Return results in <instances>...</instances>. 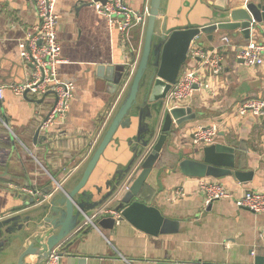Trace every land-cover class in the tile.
<instances>
[{
    "label": "crops",
    "instance_id": "0c3cea01",
    "mask_svg": "<svg viewBox=\"0 0 264 264\" xmlns=\"http://www.w3.org/2000/svg\"><path fill=\"white\" fill-rule=\"evenodd\" d=\"M249 2L264 5V0H161L162 15L157 29L164 28L170 33L175 29L225 21L222 17L226 12L244 9ZM127 3L145 12L147 18L150 0H127ZM224 9L227 11H221ZM54 11L58 16L60 57L64 60L57 65V75L61 80L70 81L74 89L64 123L51 127L43 135L38 125L54 102L53 94L36 99L31 95L17 96L8 88L10 84L23 82L30 74V65L24 66L19 57L18 41L37 23L34 0H0V218L19 215L21 209L32 207H18L24 194L31 196L24 193L23 188L38 190L41 195L35 202H40L47 194L75 184L132 75H128L122 87H115L116 67L122 64L125 50L117 31L111 30L106 19L96 13L92 0H56ZM144 31L145 26L130 31L131 44L138 53L135 67L140 59ZM263 31L264 21L258 29L251 28L249 39L240 30L234 31L235 36L233 31L216 30L211 39L201 34L190 45L205 51L218 49L220 72L210 81V70L204 69V78L210 82V87L195 92L188 102L181 103L192 106L193 111L200 114L175 129L173 150L178 154L174 153L169 159L173 161L170 164L162 165L157 161L142 190V196L163 215L179 221L178 232L151 236L125 220L114 224L112 229L87 224L66 238L63 250L66 246L67 252L87 256L86 264L174 261L252 264L254 256L264 255V212L254 213L238 207L232 199L205 204L196 190L197 177L182 175L176 165L179 149L184 146L189 149L186 137H190L191 131L199 125L218 123L219 139L215 143L233 147L239 169L252 170L253 176L245 183L232 176L216 180L234 197L249 189L264 191V114L259 117L234 114L244 99H264V67H246L235 54V49L248 40L262 39ZM223 36L229 37L230 45L219 48ZM187 59L181 72L199 66L198 60ZM100 65L115 66L113 82L105 79V73V77L98 75ZM160 125L161 122L156 135ZM121 132L119 129L118 137ZM116 144L113 143L111 155L109 150L100 158L91 181L105 171L111 173L117 164L127 160L117 153ZM122 149L123 154L125 145ZM111 161L116 164L111 165ZM178 186L184 188L185 195L172 197L171 190ZM62 264H69L64 257Z\"/></svg>",
    "mask_w": 264,
    "mask_h": 264
},
{
    "label": "water",
    "instance_id": "95a60500",
    "mask_svg": "<svg viewBox=\"0 0 264 264\" xmlns=\"http://www.w3.org/2000/svg\"><path fill=\"white\" fill-rule=\"evenodd\" d=\"M161 13V0H150L139 62L79 179L68 189L62 188L47 194L40 202H35L38 196L34 194L36 189L32 187L33 194L30 197L24 194L23 202L18 206L32 207L21 209L19 215L0 218V264H44L51 249L62 245L82 224L85 216L95 214L94 222L98 228L112 229L115 220L109 215L111 209L120 211L121 221H127L147 235L178 232L179 221L163 215L160 209L142 196L145 182L156 162L165 165L173 162L169 159L178 154L173 150V139L177 135L175 129L195 120L200 114L193 111L190 105H175L168 109L165 104L167 95L178 79L194 39L201 34L211 39L216 30H240L249 39L251 28L258 29L264 21V5L249 2L244 9L226 12L222 17L225 21L175 29L170 33H166L164 28L157 29ZM235 35L236 32L233 33ZM123 66L121 64L116 67L118 76L115 81L114 65H100L98 75L105 77V73V79L114 81L117 88ZM160 122L159 133L156 135ZM119 129L122 132L118 137ZM114 142L117 143V153L127 160L117 164L111 173L105 171L98 179L91 181L100 158L109 150V155L113 153ZM124 145L126 151L122 154ZM179 150L176 165L186 177L218 179L232 176L240 183L252 179L253 171L239 169L234 149L229 145L213 143L198 147L195 157L188 155V148L185 146ZM113 157L117 158L116 155ZM114 162L111 161V165H115ZM127 181L128 188L124 189ZM26 185L31 187L30 184ZM64 249L62 246L60 255L69 264H86L87 256L67 252L66 246ZM158 264L201 262L174 261ZM252 264H264V255L254 256Z\"/></svg>",
    "mask_w": 264,
    "mask_h": 264
},
{
    "label": "built area",
    "instance_id": "2783aa9c",
    "mask_svg": "<svg viewBox=\"0 0 264 264\" xmlns=\"http://www.w3.org/2000/svg\"><path fill=\"white\" fill-rule=\"evenodd\" d=\"M55 3L56 0H34L37 23L18 41L19 57L24 66L30 65V74L23 82L8 86L13 94L21 97L31 95L39 99L48 93L53 94L54 102L38 125L43 135H46L51 127L64 123L74 89L70 81L61 80L57 75V65L64 60L60 57L61 45L57 39L58 16L54 11ZM92 5L96 13L106 19L109 28L117 31L122 50H125L121 63L124 67H129V75H131L138 60V53L131 44L130 31L134 27L144 28L145 12L131 8L127 0H105L104 2L92 0ZM221 42L219 48L230 45V39L227 36H223ZM217 50L215 48L205 51L190 47L187 57L198 60L199 66L180 72L176 83L167 95L168 109L175 105H182L181 103L185 104L195 92L210 87V82L204 78V69L209 68L210 81L219 75L220 57ZM235 54L246 67H264V31L262 39L248 40L235 49ZM234 114L239 117L248 114L256 117L263 116L264 99H244ZM218 132V123L196 126L191 131V142L197 147L211 145L215 143ZM127 188L126 184L124 189ZM196 190L203 197L205 204L213 200L232 199L238 207L247 208L254 213L264 212V191L249 189L243 191L240 196L234 197L218 180L204 177L197 178ZM23 192L33 194L32 188H23ZM34 194L39 197L41 195L38 190ZM170 194L172 197L180 198L185 195V190L182 186H178L172 189ZM109 215L114 218L115 224L121 221L120 211L111 209ZM94 216L95 214L85 216L83 225L89 224L96 227ZM61 252L62 245L54 246L44 264H62Z\"/></svg>",
    "mask_w": 264,
    "mask_h": 264
},
{
    "label": "rangeland",
    "instance_id": "374dc122",
    "mask_svg": "<svg viewBox=\"0 0 264 264\" xmlns=\"http://www.w3.org/2000/svg\"><path fill=\"white\" fill-rule=\"evenodd\" d=\"M188 59L185 61V63L183 64V67H185L186 66V64L188 63ZM216 139H219V136H216V138H215V140ZM186 140H187V145L189 146V149L187 150V152L189 153L188 155L190 156V157H195V151L196 150H198V147L197 146H195V145H193L192 144V142L190 141V137H186ZM57 188V187H56ZM58 189V188H57ZM83 224H84V221L82 222V224L80 225L81 227L83 226ZM79 226V227H80Z\"/></svg>",
    "mask_w": 264,
    "mask_h": 264
},
{
    "label": "trees",
    "instance_id": "16d2710c",
    "mask_svg": "<svg viewBox=\"0 0 264 264\" xmlns=\"http://www.w3.org/2000/svg\"><path fill=\"white\" fill-rule=\"evenodd\" d=\"M128 75H129V67H124L123 70L121 71L120 77L118 78L119 79L118 88L122 87V85L126 81ZM62 246H63V244H62Z\"/></svg>",
    "mask_w": 264,
    "mask_h": 264
}]
</instances>
